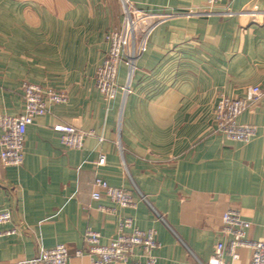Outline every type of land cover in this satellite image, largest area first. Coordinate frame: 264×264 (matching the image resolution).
I'll use <instances>...</instances> for the list:
<instances>
[{"label":"crops","instance_id":"1","mask_svg":"<svg viewBox=\"0 0 264 264\" xmlns=\"http://www.w3.org/2000/svg\"><path fill=\"white\" fill-rule=\"evenodd\" d=\"M124 1L0 0L2 111L23 112L25 81L68 95L28 126L21 166H5L0 158V209L13 215L3 229H19L0 236V264L35 256L40 243H63L70 264H92L86 229L100 231L109 243L126 216L157 230L156 264H193L192 252L207 262L231 208L251 221L249 238L264 239V97L239 116L259 126L248 142L215 132L214 120L222 96L264 87V0L212 6L207 0H130L169 17L156 25L139 57L130 93L119 90L107 100L95 74L108 51L106 33L123 26ZM127 71L121 62L120 85ZM57 123L94 135L82 148H70L53 129ZM101 154L106 163L97 166ZM96 173L129 190L136 207L93 199ZM78 249L82 256L75 255ZM239 253L236 261L227 256V264H249L251 250ZM135 254L142 257V249Z\"/></svg>","mask_w":264,"mask_h":264},{"label":"built area","instance_id":"2","mask_svg":"<svg viewBox=\"0 0 264 264\" xmlns=\"http://www.w3.org/2000/svg\"><path fill=\"white\" fill-rule=\"evenodd\" d=\"M221 0H207L209 6ZM205 13H212L210 9ZM233 14L234 12H228ZM169 14L156 13L140 8L130 0L124 1V18L121 29H113L106 33L108 51L103 62L96 70L95 82L102 95L107 100L116 98L119 90L124 96L131 91V81L134 76L139 57L147 50L149 39L156 25L168 18ZM125 62L128 67L127 81L120 85L117 81L119 65ZM25 107L18 115H9L0 107V158L5 166H21L25 160V137L28 126L37 116L50 111L53 104L64 103L68 100L65 91L50 86L25 81L23 83ZM264 97V87L249 86L243 97L222 96L214 110L216 122L215 132L235 141L248 142L256 136L259 126L252 123L239 122V116ZM53 129L60 133L61 141L70 148L80 149L85 138L94 135L93 130H83L69 123H57ZM103 137H100L102 140ZM106 156L101 154L96 165H104ZM106 196L119 206L136 207L137 203L132 193L118 186L109 184L107 180L96 173L93 180L92 198L98 200ZM143 200L147 197L141 194ZM158 216H163L153 208ZM13 215L10 209H0V236L19 233L15 226L3 229L11 223ZM222 235L214 246L213 253L207 262L200 260L195 254L193 264H227L226 257L232 261L240 257V249L248 248L252 252L249 264H264V239L248 237V230L252 226L250 220L244 218L241 212L231 208L222 215ZM264 228V226H263ZM87 254L92 264H156L155 249L160 247L157 230L153 227L142 229L135 225L133 217L126 216L120 219L117 235L109 243L102 242L100 231L88 227L84 233ZM136 248L142 249V257L135 259ZM84 251L76 250V256H82ZM70 250L59 243L52 248H45L40 243L38 253L31 258H24L15 264H70Z\"/></svg>","mask_w":264,"mask_h":264}]
</instances>
